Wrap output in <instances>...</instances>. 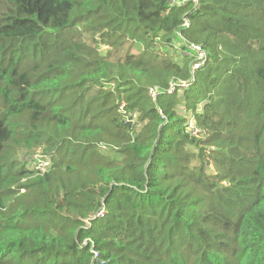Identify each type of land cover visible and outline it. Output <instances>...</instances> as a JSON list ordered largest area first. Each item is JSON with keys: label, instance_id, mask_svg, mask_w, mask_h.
I'll return each mask as SVG.
<instances>
[{"label": "trees", "instance_id": "16d2710c", "mask_svg": "<svg viewBox=\"0 0 264 264\" xmlns=\"http://www.w3.org/2000/svg\"><path fill=\"white\" fill-rule=\"evenodd\" d=\"M0 264H264V0H0Z\"/></svg>", "mask_w": 264, "mask_h": 264}, {"label": "built area", "instance_id": "2783aa9c", "mask_svg": "<svg viewBox=\"0 0 264 264\" xmlns=\"http://www.w3.org/2000/svg\"><path fill=\"white\" fill-rule=\"evenodd\" d=\"M171 4L175 5V6H179V7L186 5V4H191L194 9H199L200 5H201V0H171ZM186 26H189V22H186ZM192 49L194 50V52L197 55V60L192 66V73L194 74L198 69H200L205 64V62L207 60L208 53L201 46L192 45ZM186 87H187L186 83H181L180 86H178L176 84H171L169 93H173L177 88L183 89ZM150 96L153 100H156L158 97V94L155 90H151ZM120 111L126 115V120L129 121L130 119L128 118L129 114L126 110V104H124V103L121 104ZM195 127L196 126H195L194 121H191L190 130H192L196 134L197 130ZM47 165H48V163L40 162L37 169L46 168Z\"/></svg>", "mask_w": 264, "mask_h": 264}]
</instances>
